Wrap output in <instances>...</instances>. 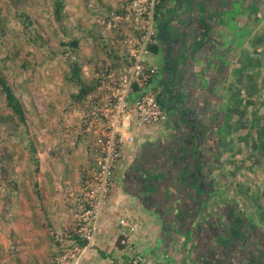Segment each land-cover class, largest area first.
<instances>
[{
    "label": "crops",
    "instance_id": "crops-1",
    "mask_svg": "<svg viewBox=\"0 0 264 264\" xmlns=\"http://www.w3.org/2000/svg\"><path fill=\"white\" fill-rule=\"evenodd\" d=\"M149 50L170 120L122 128L124 159L81 264H132L122 219L150 264H264V0H163ZM69 93L32 110L46 118L45 142L34 125L30 147L58 246L76 239L70 208L97 170L86 107ZM60 100L62 123L50 119Z\"/></svg>",
    "mask_w": 264,
    "mask_h": 264
},
{
    "label": "rangeland",
    "instance_id": "rangeland-1",
    "mask_svg": "<svg viewBox=\"0 0 264 264\" xmlns=\"http://www.w3.org/2000/svg\"><path fill=\"white\" fill-rule=\"evenodd\" d=\"M24 1L20 2V7L23 8L21 13L25 11V14L21 15L22 19L9 20V16L3 18V15L6 14V6L10 5L11 0H0L2 9L0 18L5 19L4 22L7 20L6 28L10 33L5 41L0 34V70L14 89L15 95L23 103L26 118L25 126L18 129L12 127L7 129L0 125V157L5 161L4 168L1 169L3 163L0 160V179L4 181L0 187V198L15 185L17 202L13 204L12 199H8L6 205L10 210L13 208L15 216H18V219L10 226L5 217L13 214L6 212L4 217V211L2 212L0 205V229L6 233V236L0 235V243L6 255L3 264H8L9 258H14L18 254L22 256L19 262L23 264H52L56 252L61 250V245L54 243V225L43 210L46 209L45 198L42 196L41 185L43 184L36 180L42 175L40 164L35 163L29 149L32 132L35 131L34 125H42L40 137L45 142L46 118H42L40 124L36 120L37 117L32 116V110L38 98L40 110L45 111L46 96L61 98L67 92H70L71 96L78 90L72 83H63L67 76L68 62L75 61L81 65L84 70L82 78L85 76L86 80L95 62L114 61L113 55L110 54L111 58H109L108 53L106 55L98 44L97 34L100 29L96 24V18L98 13L110 11L120 0H105L104 4L112 5L109 10L93 0L90 2L69 0L62 10L65 16H62L60 20L55 19L53 0H28L26 4ZM74 37L84 43L81 48H87L88 56L83 53L79 55L78 49L69 50L67 46H64L65 42ZM64 89L67 91L64 92ZM3 100L4 96L0 91V103ZM63 102L59 101V112L50 119L55 118L54 120H60L59 122L62 123V116L66 111ZM55 137L58 136L55 134ZM42 144H44L42 148L46 151L45 143ZM9 179H11L10 182L6 183L5 181ZM14 208H17L16 212ZM10 227L14 229L13 236L16 237V242L8 239ZM12 243L14 245H11ZM10 250L12 254H7Z\"/></svg>",
    "mask_w": 264,
    "mask_h": 264
},
{
    "label": "built area",
    "instance_id": "built-area-1",
    "mask_svg": "<svg viewBox=\"0 0 264 264\" xmlns=\"http://www.w3.org/2000/svg\"><path fill=\"white\" fill-rule=\"evenodd\" d=\"M161 3L162 0H120L110 11L97 15L98 42L114 59L95 62L86 78L93 92L85 99V133L97 157V170L86 180L77 209L70 208L78 238L62 244L52 264H81L94 245L104 206L115 186V172L124 159L126 139L122 128L130 123L153 127L170 120L150 89L157 71L147 62ZM119 226L120 245L132 253V264H150L137 255L129 239L136 231L134 225L122 219Z\"/></svg>",
    "mask_w": 264,
    "mask_h": 264
},
{
    "label": "trees",
    "instance_id": "trees-1",
    "mask_svg": "<svg viewBox=\"0 0 264 264\" xmlns=\"http://www.w3.org/2000/svg\"><path fill=\"white\" fill-rule=\"evenodd\" d=\"M28 0H25V4L27 3ZM69 0H53L52 3V8H53V13L55 16L56 20H60L62 18V16H65L62 13V10L66 7V5L68 4ZM87 2L91 1V0H86ZM95 1L97 4H99L100 6L103 5L107 8V10L112 8V5L109 4H104L105 0H93ZM163 1V0H162ZM20 2L21 0H16V1H12L10 5H7V12L6 14L3 15V18H7L10 20L11 18H16L21 20V15L25 14V11L23 10V13H21V10L23 8L20 7ZM2 11L1 6H0V12ZM101 13V12H100ZM98 13V14H100ZM0 18V34L2 39H7L9 37V30H7L6 28V23L7 20L4 22L5 19ZM30 23V27H31V22ZM28 26V27H29ZM10 42H12L9 39ZM60 45H62L60 43ZM64 46H67L69 50H77L78 49V54L82 55V53L84 55H87L86 52V47L85 48H81L79 47V40L77 38H72L71 40H69L67 43L65 42ZM100 47L101 50H104V46H102V44L100 43ZM105 51V50H104ZM16 53V52H15ZM106 55L107 52L105 51ZM68 54H70L68 52ZM109 58H111V55L108 54L107 55ZM67 62V61H66ZM68 66V71H66L67 76L64 78L66 80V82L72 83L77 87V91H74L71 96H74L75 101H77L78 103H80L82 106H84L85 103V99L86 96L93 92V89L90 87H87L83 82H82V72L83 67L81 65H79L77 62H68L67 64ZM24 68V67H23ZM0 91L2 92L3 96H4V100L3 102L0 103V125L7 127V129H9L10 127L18 129L21 126H25V115H24V107H23V103L21 102V100L15 95L14 93V89L11 87V85L8 84V80L6 79V77L4 76V74L1 72L0 70ZM31 145V143H30ZM31 151V147L29 148ZM1 163H3V165H1V169L4 168V163L5 161H3L2 157H0ZM10 170V169H9ZM1 176V174H0ZM11 179L5 181L10 182ZM1 183L3 184L4 181L2 179H0V187L2 186ZM16 189H15V185L13 187L12 190H8L4 193L3 196H1V200H0V205H1V209L2 212L4 213L3 216L5 217V213L6 212H11L13 215L9 216V217H5L7 222L10 223V226H12L15 222V220L18 219V216H15V213L13 212V208L10 210L7 208L6 205V201L8 199H12L13 204L15 202H17L16 199ZM12 204V205H13ZM14 207V206H13ZM15 212L17 210V208H14ZM9 236L10 238H8L9 240H11V242H16V237L13 236V231L14 229L12 227L9 228ZM15 234V233H14ZM0 235L6 236L5 231H3L2 229H0ZM75 235V234H74ZM76 239L78 238V236H73ZM11 245H14L13 243ZM7 254H12V251H8ZM6 257V255L3 253V249H2V245L0 243V264H3V259ZM16 258V259H15ZM22 259V256H20L18 254V256H15L14 258H9V262L8 264H17L20 263L19 260ZM21 261V260H20ZM23 264V263H20Z\"/></svg>",
    "mask_w": 264,
    "mask_h": 264
},
{
    "label": "water",
    "instance_id": "water-1",
    "mask_svg": "<svg viewBox=\"0 0 264 264\" xmlns=\"http://www.w3.org/2000/svg\"><path fill=\"white\" fill-rule=\"evenodd\" d=\"M137 177H138V176L134 177V179H133L134 183L132 184L131 187H136L135 182H137V180L139 179V178H137Z\"/></svg>",
    "mask_w": 264,
    "mask_h": 264
}]
</instances>
